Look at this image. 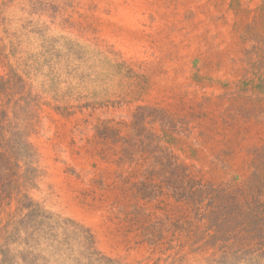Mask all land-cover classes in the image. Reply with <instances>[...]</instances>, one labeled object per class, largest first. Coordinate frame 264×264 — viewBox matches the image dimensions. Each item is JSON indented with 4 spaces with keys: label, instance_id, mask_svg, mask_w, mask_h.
<instances>
[{
    "label": "rangeland",
    "instance_id": "rangeland-1",
    "mask_svg": "<svg viewBox=\"0 0 264 264\" xmlns=\"http://www.w3.org/2000/svg\"><path fill=\"white\" fill-rule=\"evenodd\" d=\"M0 264H264V0H0Z\"/></svg>",
    "mask_w": 264,
    "mask_h": 264
}]
</instances>
